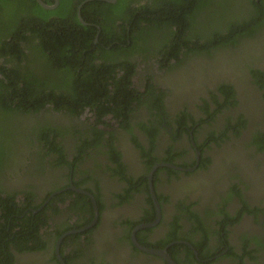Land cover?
Here are the masks:
<instances>
[{
  "label": "flooded vegetation",
  "instance_id": "af4514ba",
  "mask_svg": "<svg viewBox=\"0 0 264 264\" xmlns=\"http://www.w3.org/2000/svg\"><path fill=\"white\" fill-rule=\"evenodd\" d=\"M242 12L236 4L229 9V15L250 21ZM258 29L255 38L236 48L219 49L211 59L191 57L172 69L158 57H135L139 65L131 86L144 93L152 84L165 96L163 107L153 111L136 100L128 121L109 114L102 119L107 126L89 109L76 119L47 112L21 115L16 134L21 143L25 133L32 139L22 162L40 161L45 170L33 184L38 203L54 190L51 197L69 193L52 203L61 213H50L45 229L54 231L65 222L72 229L57 240L53 234L44 250L17 253L15 264H169L139 249L133 235L143 248L167 251L176 264H264V86L254 77L257 71L264 76V24ZM225 85L233 89L229 99L220 92ZM71 123L83 134L93 127L104 135L76 174L68 175L67 165L52 166L56 155L38 153L37 133ZM153 128L154 145L146 134ZM57 142L73 161L72 136ZM117 160L126 177L115 173Z\"/></svg>",
  "mask_w": 264,
  "mask_h": 264
},
{
  "label": "trees",
  "instance_id": "16d2710c",
  "mask_svg": "<svg viewBox=\"0 0 264 264\" xmlns=\"http://www.w3.org/2000/svg\"><path fill=\"white\" fill-rule=\"evenodd\" d=\"M42 1L55 5V0ZM235 4L240 13L246 9L242 14L248 13L250 21L229 15ZM263 24L264 0H59L53 9L37 0H0V264H15L17 253L44 250L53 234L57 240L72 229L69 222L51 232L45 229L53 217L50 213H61L52 203L69 193L51 197L54 190L38 203L33 184L45 170L40 161L22 162L31 138L25 133L26 142L21 143L11 129L22 126L21 115L47 112L76 119L89 109L95 111L98 123L107 126L102 119L109 114L128 121L136 100L153 111L163 107L165 96L157 94L152 84L144 93L131 86L139 65L135 57H158L163 67H180L191 57L211 59L219 49L236 48L242 40L255 38ZM262 74L257 71L254 77L264 86ZM220 92L227 99L233 97L229 86H222ZM77 126L71 123L37 133L38 153L44 158L56 155L52 166L67 165L68 175L76 174L88 150L100 146L104 135L93 127L83 134ZM146 131L154 145L157 130ZM67 135L76 144L73 161L57 142ZM135 142L143 149L136 137ZM116 163L115 173L126 177L123 164Z\"/></svg>",
  "mask_w": 264,
  "mask_h": 264
},
{
  "label": "water",
  "instance_id": "95a60500",
  "mask_svg": "<svg viewBox=\"0 0 264 264\" xmlns=\"http://www.w3.org/2000/svg\"><path fill=\"white\" fill-rule=\"evenodd\" d=\"M39 4H41L44 8L46 9H53L55 6H48L46 5L42 0H37ZM80 20L85 23L83 21V19L81 18L80 16ZM93 198V196H91ZM94 200V198H93ZM96 211H97V207H96ZM98 215V212L97 214ZM143 227H146V226H143ZM133 241L134 243L138 246L139 249H142L144 251H147V252H150V253H155V254H158L159 256H162L164 257L168 262L169 264H176L175 261L169 256L168 252L167 251H152L150 249H147V248H143L142 246H140L137 242H136V239H135V236L133 235Z\"/></svg>",
  "mask_w": 264,
  "mask_h": 264
},
{
  "label": "rangeland",
  "instance_id": "374dc122",
  "mask_svg": "<svg viewBox=\"0 0 264 264\" xmlns=\"http://www.w3.org/2000/svg\"><path fill=\"white\" fill-rule=\"evenodd\" d=\"M19 126V125H18ZM18 127H17V124H15V125H11V129H12V131H13V138H15V135H16V132H17V130H22L21 129V127L19 126V128L17 129Z\"/></svg>",
  "mask_w": 264,
  "mask_h": 264
}]
</instances>
